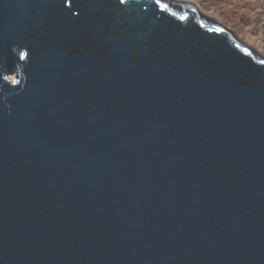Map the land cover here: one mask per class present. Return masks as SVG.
<instances>
[{
  "label": "water",
  "instance_id": "1",
  "mask_svg": "<svg viewBox=\"0 0 264 264\" xmlns=\"http://www.w3.org/2000/svg\"><path fill=\"white\" fill-rule=\"evenodd\" d=\"M0 264H264V55L189 0H0Z\"/></svg>",
  "mask_w": 264,
  "mask_h": 264
},
{
  "label": "rangeland",
  "instance_id": "2",
  "mask_svg": "<svg viewBox=\"0 0 264 264\" xmlns=\"http://www.w3.org/2000/svg\"><path fill=\"white\" fill-rule=\"evenodd\" d=\"M264 55V0H189ZM14 77L11 74L10 77ZM9 77V78H10ZM16 79V78H15Z\"/></svg>",
  "mask_w": 264,
  "mask_h": 264
},
{
  "label": "bare ground",
  "instance_id": "3",
  "mask_svg": "<svg viewBox=\"0 0 264 264\" xmlns=\"http://www.w3.org/2000/svg\"><path fill=\"white\" fill-rule=\"evenodd\" d=\"M10 80H11V81H15V78L11 76V77H10Z\"/></svg>",
  "mask_w": 264,
  "mask_h": 264
},
{
  "label": "snow or ice",
  "instance_id": "4",
  "mask_svg": "<svg viewBox=\"0 0 264 264\" xmlns=\"http://www.w3.org/2000/svg\"><path fill=\"white\" fill-rule=\"evenodd\" d=\"M157 2H159V0H157Z\"/></svg>",
  "mask_w": 264,
  "mask_h": 264
}]
</instances>
